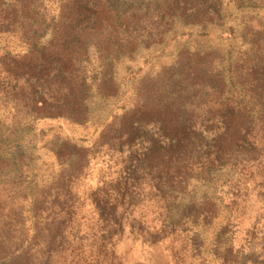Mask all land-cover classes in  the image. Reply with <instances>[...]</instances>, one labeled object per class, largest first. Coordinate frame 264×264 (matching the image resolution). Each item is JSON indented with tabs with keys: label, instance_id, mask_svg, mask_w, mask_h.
Instances as JSON below:
<instances>
[{
	"label": "trees",
	"instance_id": "obj_1",
	"mask_svg": "<svg viewBox=\"0 0 264 264\" xmlns=\"http://www.w3.org/2000/svg\"><path fill=\"white\" fill-rule=\"evenodd\" d=\"M177 27L230 48H188L138 78L89 143L55 132L39 175L26 130L89 123L120 96V60ZM261 168L264 0H0V264H119L124 234L196 254L202 223L245 201Z\"/></svg>",
	"mask_w": 264,
	"mask_h": 264
},
{
	"label": "rangeland",
	"instance_id": "obj_2",
	"mask_svg": "<svg viewBox=\"0 0 264 264\" xmlns=\"http://www.w3.org/2000/svg\"><path fill=\"white\" fill-rule=\"evenodd\" d=\"M187 29L177 27L173 31L176 36L166 39L164 45L139 49L132 58L120 60L116 70L118 82L121 83L120 96L116 101L112 99L104 110L99 109V112L93 113L92 120L86 125H70L62 120H42L36 122L32 129L26 130L22 145L37 173L46 176L54 168L45 148L52 144L55 132L60 137L78 143L79 139L88 143L93 141L108 117L131 101L133 85L138 78L159 71L161 67L173 62L179 52L188 48H218L221 53L230 48L225 36L215 31L207 37L195 33L192 36H180ZM31 137H35L37 143L29 142ZM230 174L232 172L220 177L228 180ZM247 188L249 194L245 201L237 202L231 208L218 204L214 208L212 221L201 222L203 234L198 253L194 254L189 247L179 253L178 242L171 241V237L158 239L153 234H124L117 241L116 261L119 264H264V168L250 173ZM151 220L152 216L148 214L142 221L147 222L143 223L145 226L152 228Z\"/></svg>",
	"mask_w": 264,
	"mask_h": 264
}]
</instances>
